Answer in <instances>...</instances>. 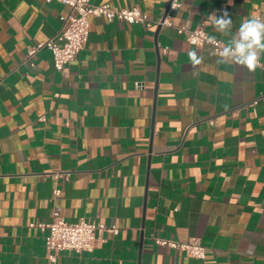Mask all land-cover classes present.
I'll return each mask as SVG.
<instances>
[{
  "label": "crops",
  "instance_id": "1",
  "mask_svg": "<svg viewBox=\"0 0 264 264\" xmlns=\"http://www.w3.org/2000/svg\"><path fill=\"white\" fill-rule=\"evenodd\" d=\"M170 1L91 0L137 7L153 23ZM178 1L174 26L203 24L224 44L212 14L229 13L232 35L246 17L264 18V0ZM68 13L0 0V264H48L44 234L30 225L50 222L53 209L116 229L54 264H264V53L249 72L174 28L90 16L65 75L46 49L27 60ZM191 51L205 58L195 69ZM158 239L197 240L205 258Z\"/></svg>",
  "mask_w": 264,
  "mask_h": 264
},
{
  "label": "built area",
  "instance_id": "2",
  "mask_svg": "<svg viewBox=\"0 0 264 264\" xmlns=\"http://www.w3.org/2000/svg\"><path fill=\"white\" fill-rule=\"evenodd\" d=\"M47 3L56 2L69 8L67 16L62 18V28L52 38L37 43L27 52L29 60L37 51L48 50L52 55L55 70L63 75L67 72V66L75 60L80 51L83 50L89 34L90 16L103 17L107 21H120L129 25H143L150 28L153 24L174 28L177 34H186V42L196 48L204 44H210L216 52L225 45L223 41L215 38L209 43L203 24L195 29L174 26L171 13L180 7L178 0H171L166 14L156 23L151 22L147 15L137 7L129 9L112 8L108 4H93L91 0H44ZM54 178H60V174L55 173ZM60 190H53V197L56 198ZM30 227L37 228L45 237V254L48 264L56 262L57 254L60 252H75L77 254L92 252L98 241L97 234L102 231L115 233V228H106L104 225L87 223L66 222L59 213L58 209H53L52 217L48 223L31 224ZM156 244L168 247L174 251H180L186 256L194 259L203 260L205 258V248L197 240L186 242L172 241L166 239L155 240Z\"/></svg>",
  "mask_w": 264,
  "mask_h": 264
},
{
  "label": "clouds",
  "instance_id": "3",
  "mask_svg": "<svg viewBox=\"0 0 264 264\" xmlns=\"http://www.w3.org/2000/svg\"><path fill=\"white\" fill-rule=\"evenodd\" d=\"M211 17L215 31L230 37L222 49L212 51V55L218 56L217 62L233 63L249 72L255 71L261 63V54L264 53V18L255 14L246 17L236 34L232 35L233 21L226 10L219 16L212 14ZM214 40V37H209V43ZM188 56L193 69L205 59L196 51L189 52Z\"/></svg>",
  "mask_w": 264,
  "mask_h": 264
}]
</instances>
